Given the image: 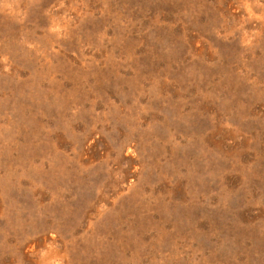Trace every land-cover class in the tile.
<instances>
[{
  "label": "rangeland",
  "instance_id": "rangeland-1",
  "mask_svg": "<svg viewBox=\"0 0 264 264\" xmlns=\"http://www.w3.org/2000/svg\"><path fill=\"white\" fill-rule=\"evenodd\" d=\"M0 264H264V0H0Z\"/></svg>",
  "mask_w": 264,
  "mask_h": 264
}]
</instances>
